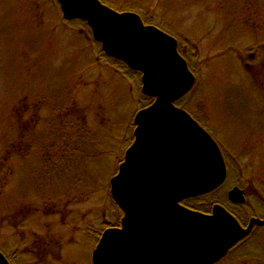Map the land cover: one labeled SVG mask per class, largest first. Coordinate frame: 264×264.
<instances>
[{
  "label": "rangeland",
  "instance_id": "rangeland-1",
  "mask_svg": "<svg viewBox=\"0 0 264 264\" xmlns=\"http://www.w3.org/2000/svg\"><path fill=\"white\" fill-rule=\"evenodd\" d=\"M107 1L115 11H139L148 24L181 41L197 84L178 104L202 120L231 163L226 183L212 192L213 198L243 214L242 223L264 220V0ZM85 24L66 20L57 0H0V135L20 115L26 134L46 138L48 119L68 114L75 90L80 120L86 118L100 133L108 151L89 166L101 180H93L97 187L91 200L83 196L85 189L47 199L32 191L27 171L31 176V163L37 166L38 158L31 157L30 167L22 165L28 153L22 144L21 155L11 160L16 168L7 189L8 215L0 217V248L12 264H92L101 235L120 220L118 207L106 197L133 142L134 118L144 109L141 76L112 67ZM65 102L66 110L58 113L53 104ZM41 149L37 145L32 152ZM64 180L60 183L74 191L70 179ZM105 187L109 193L102 191ZM236 187L244 192L243 205L228 200ZM65 197L83 200L57 213L55 201L64 206L59 199ZM256 231L255 240L233 252L231 264H264V228Z\"/></svg>",
  "mask_w": 264,
  "mask_h": 264
},
{
  "label": "water",
  "instance_id": "water-1",
  "mask_svg": "<svg viewBox=\"0 0 264 264\" xmlns=\"http://www.w3.org/2000/svg\"><path fill=\"white\" fill-rule=\"evenodd\" d=\"M68 21L87 23L105 56L140 73L142 94L154 102L134 119V141L110 181L123 213L120 227L104 231L92 264H214L264 220L244 229L225 207L211 216L180 202L212 193L227 180L217 140L176 106L196 84L176 38L146 25L140 15L120 13L100 0H57ZM228 195L245 204L236 187ZM0 251V264H11Z\"/></svg>",
  "mask_w": 264,
  "mask_h": 264
},
{
  "label": "trees",
  "instance_id": "trees-1",
  "mask_svg": "<svg viewBox=\"0 0 264 264\" xmlns=\"http://www.w3.org/2000/svg\"><path fill=\"white\" fill-rule=\"evenodd\" d=\"M104 5L108 3L107 0H100ZM112 5V4H109ZM115 8V5H112ZM117 12L123 13L121 10H116ZM138 11V10H136ZM144 21L146 25L148 22L145 20L144 16L138 13ZM83 24H85L84 21H82ZM87 25L85 24V27ZM88 28V27H87ZM181 42V41H180ZM179 42V43H180ZM182 43H180V46ZM182 51L180 50L179 53ZM183 57L186 58L188 61V58L185 54L181 53ZM105 59L108 60L112 64V67H121L124 70H128V68L124 65V63L117 61L115 59H112L110 57H105ZM112 60V61H111ZM191 68V66H190ZM192 70V69H191ZM131 71V70H130ZM134 72V71H131ZM196 75L197 73L194 72ZM74 93H72L71 97L74 99L71 109H68L67 112L64 114L63 117L59 118L57 121L54 120L55 115L53 114V118L48 119L49 126L51 127V130L48 131L46 138H44V135L38 132L32 133V134H26L25 130L23 129V117L22 116H14L11 121H9V125L6 128L5 134L0 135V145H2L4 148L3 154H0V217L1 219L3 217L6 218L8 215L7 205H10L9 195H7V189L9 187V184H11L10 178L12 174L14 173V168H16L15 159L12 163L11 160L14 158V156L17 155L20 156L21 154V146L22 144H27L26 148L28 153L22 157L21 164L26 165L27 167H30V164L33 162L32 156L38 158L37 166L32 164L33 172L30 176L29 172L27 171V175L29 176V183L31 187L33 188V192H38L45 198L49 199L50 195H53L54 193L58 196H66L67 194L71 193H78L81 189H85L83 191V196L86 195V201L91 200L96 195V187L94 183V179L96 178L91 169H89V166L93 167L96 162L101 160V158L105 157L108 154V151L105 150L102 147V138L100 133H98L96 130H91L90 125L86 123V118L83 120H80V110L77 105V93H75V90H73ZM153 99L144 96L143 103L144 107L150 106L152 104ZM180 102V101H179ZM178 102V103H179ZM176 105H180V104ZM59 104H53L54 109H58V113L66 110L65 103ZM181 106V105H180ZM179 106V107H180ZM183 108V107H182ZM83 109V108H82ZM84 109H86L84 107ZM83 109V110H84ZM187 110V109H186ZM7 120V119H6ZM41 121V120H40ZM42 146V149L36 152H32V149L34 146ZM8 146V147H7ZM28 146H31L28 148ZM8 148L7 151H5V148ZM28 154V156H27ZM35 154V155H34ZM226 161L228 164V171L231 170V163L229 159L226 157ZM86 165L87 168H86ZM91 167V168H92ZM75 175V176H74ZM70 179L71 185H73L74 191L70 192L67 188L62 185L61 179ZM72 178V179H71ZM34 179V182L32 184V180ZM60 179V181H59ZM98 178H96L97 180ZM65 181V180H64ZM99 181V184H101V180ZM59 182V187L56 188V184ZM21 187V185H20ZM54 187V189H53ZM100 187H102L100 185ZM106 188V189H105ZM102 191L109 193L108 188L105 187ZM31 189V188H29ZM56 192H53V191ZM22 187L20 188L19 192L20 194L23 192ZM70 192V193H68ZM16 193V191H15ZM82 193V192H81ZM55 200V199H54ZM62 202H66L64 206H62V203L59 201H55L57 205L58 210L57 213H60L64 207L73 206L72 203L81 201L77 200V198H60ZM106 200H112L111 195L109 194L106 197ZM8 201V203H7ZM21 201V200H20ZM110 201V202H111ZM19 202V201H18ZM192 202V203H191ZM114 203V201H113ZM76 204V203H75ZM186 207L191 208H197V204L195 205V200H187L185 201ZM5 219H3V222ZM2 222V223H3ZM0 251L3 252V249L0 248ZM4 253V252H3ZM5 255V253H4ZM8 258V257H6ZM8 260L12 264V259L8 258Z\"/></svg>",
  "mask_w": 264,
  "mask_h": 264
},
{
  "label": "flooded vegetation",
  "instance_id": "flooded-vegetation-1",
  "mask_svg": "<svg viewBox=\"0 0 264 264\" xmlns=\"http://www.w3.org/2000/svg\"><path fill=\"white\" fill-rule=\"evenodd\" d=\"M255 58H256L255 53L251 54V59L254 60ZM191 115L202 127H204L208 132L211 133V131L206 127V125L203 124L201 119H199L195 114H191ZM214 196H215L214 193H210V194H206V196L203 195V196H199L198 198L195 197L194 200H195V202H196V204L198 206L195 209L194 208L192 209L190 207V209L192 211L199 212V213H201L203 215L211 216L213 214L214 206L219 204L218 201L215 198H213ZM191 200H193V199H191ZM185 201H187V200H184V201L180 202V205L186 207ZM187 208H189V207H187ZM118 210H119L121 216H120V220H119L118 224L116 225V227H120V225L122 223V219H123L122 211L119 208H118ZM227 210L239 220V222L241 224L240 226H242L244 229L248 228V224H250V221L252 219L256 218V217H252L250 219L248 218V221L247 222L245 221L246 223H242L241 220L244 217L243 214H241V213L236 214V213L232 212L229 209H227ZM261 228H264V227L254 226L252 231H251V233L249 234V236H247L245 239H243L241 242H239L236 246H233V248L227 253V255L224 258H222L220 261H218V262H216L214 264H221L222 262H223L222 264H224V263H227V264L233 263L230 260L231 257H233V252H235V250H237L240 247V245H243L244 243L249 242L250 239L255 240L257 238V235L259 234L258 233L259 231H256V230L261 229ZM233 259H234V257H233Z\"/></svg>",
  "mask_w": 264,
  "mask_h": 264
}]
</instances>
